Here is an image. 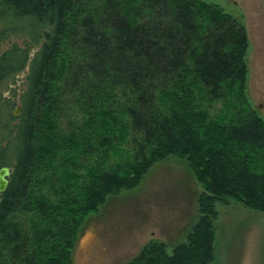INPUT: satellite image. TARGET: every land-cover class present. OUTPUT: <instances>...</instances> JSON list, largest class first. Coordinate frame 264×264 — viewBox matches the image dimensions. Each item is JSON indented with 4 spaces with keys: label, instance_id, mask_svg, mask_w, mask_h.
<instances>
[{
    "label": "trees",
    "instance_id": "obj_1",
    "mask_svg": "<svg viewBox=\"0 0 264 264\" xmlns=\"http://www.w3.org/2000/svg\"><path fill=\"white\" fill-rule=\"evenodd\" d=\"M247 48L242 18L204 0H0V85L28 68L0 129V264H71L83 219L168 155L201 185L199 218L124 264H212L216 203L264 211Z\"/></svg>",
    "mask_w": 264,
    "mask_h": 264
},
{
    "label": "rangeland",
    "instance_id": "obj_2",
    "mask_svg": "<svg viewBox=\"0 0 264 264\" xmlns=\"http://www.w3.org/2000/svg\"><path fill=\"white\" fill-rule=\"evenodd\" d=\"M204 1L242 18L248 36L245 92L264 120V0ZM27 70L0 85V102L11 104L6 108L0 103V129L10 119L9 111L20 114L19 97ZM200 191L201 185L184 159L168 155L156 161L138 185L108 195L98 210L83 219L71 250V264H124L150 239L164 242L171 252L186 241L199 218ZM216 210L212 264H264V211L232 199L216 203Z\"/></svg>",
    "mask_w": 264,
    "mask_h": 264
},
{
    "label": "water",
    "instance_id": "obj_3",
    "mask_svg": "<svg viewBox=\"0 0 264 264\" xmlns=\"http://www.w3.org/2000/svg\"><path fill=\"white\" fill-rule=\"evenodd\" d=\"M14 114H16V112H14ZM10 172L11 169L9 166L0 167V194L4 192L8 186Z\"/></svg>",
    "mask_w": 264,
    "mask_h": 264
}]
</instances>
